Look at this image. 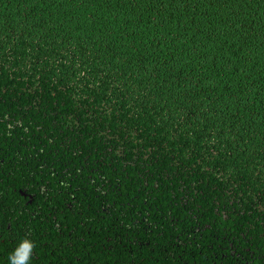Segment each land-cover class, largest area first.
I'll list each match as a JSON object with an SVG mask.
<instances>
[{
	"label": "trees",
	"instance_id": "trees-1",
	"mask_svg": "<svg viewBox=\"0 0 264 264\" xmlns=\"http://www.w3.org/2000/svg\"><path fill=\"white\" fill-rule=\"evenodd\" d=\"M8 223L31 264H264V0H0Z\"/></svg>",
	"mask_w": 264,
	"mask_h": 264
},
{
	"label": "clouds",
	"instance_id": "clouds-1",
	"mask_svg": "<svg viewBox=\"0 0 264 264\" xmlns=\"http://www.w3.org/2000/svg\"><path fill=\"white\" fill-rule=\"evenodd\" d=\"M35 241L31 238H22L8 255V264H31Z\"/></svg>",
	"mask_w": 264,
	"mask_h": 264
},
{
	"label": "flooded vegetation",
	"instance_id": "flooded-vegetation-1",
	"mask_svg": "<svg viewBox=\"0 0 264 264\" xmlns=\"http://www.w3.org/2000/svg\"><path fill=\"white\" fill-rule=\"evenodd\" d=\"M2 225H0V264H8V255L18 243L16 239L9 238L12 235L16 236L12 232V224L8 223V228H4Z\"/></svg>",
	"mask_w": 264,
	"mask_h": 264
}]
</instances>
